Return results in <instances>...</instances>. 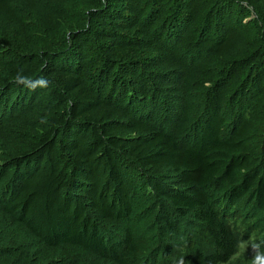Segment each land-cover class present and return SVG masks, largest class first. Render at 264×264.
I'll return each instance as SVG.
<instances>
[{"label": "trees", "instance_id": "16d2710c", "mask_svg": "<svg viewBox=\"0 0 264 264\" xmlns=\"http://www.w3.org/2000/svg\"><path fill=\"white\" fill-rule=\"evenodd\" d=\"M249 240L264 0H0V264H251Z\"/></svg>", "mask_w": 264, "mask_h": 264}, {"label": "clouds", "instance_id": "9594fccd", "mask_svg": "<svg viewBox=\"0 0 264 264\" xmlns=\"http://www.w3.org/2000/svg\"><path fill=\"white\" fill-rule=\"evenodd\" d=\"M264 241L256 242L255 240L240 241L237 244L238 249H251V264H264V250H262L261 245ZM235 255V254H234ZM178 264H185L183 259H180Z\"/></svg>", "mask_w": 264, "mask_h": 264}]
</instances>
